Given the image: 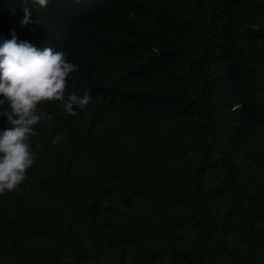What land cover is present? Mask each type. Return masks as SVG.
I'll return each instance as SVG.
<instances>
[{"label": "trees", "instance_id": "16d2710c", "mask_svg": "<svg viewBox=\"0 0 264 264\" xmlns=\"http://www.w3.org/2000/svg\"><path fill=\"white\" fill-rule=\"evenodd\" d=\"M13 31L91 100L39 105L0 264H264V0H0Z\"/></svg>", "mask_w": 264, "mask_h": 264}, {"label": "clouds", "instance_id": "9594fccd", "mask_svg": "<svg viewBox=\"0 0 264 264\" xmlns=\"http://www.w3.org/2000/svg\"><path fill=\"white\" fill-rule=\"evenodd\" d=\"M47 2L32 0L40 7ZM22 9L21 23L26 25L31 22L32 11L28 6ZM78 70L65 52L51 46L37 48L27 40H18L14 31L10 39L0 41V117H6L11 125L0 129V195L15 190L37 159L31 137L43 117L41 102H60L70 114H74V106L83 108L90 102L87 92L83 96L74 92L65 95L66 77ZM62 139L56 135L52 143Z\"/></svg>", "mask_w": 264, "mask_h": 264}]
</instances>
